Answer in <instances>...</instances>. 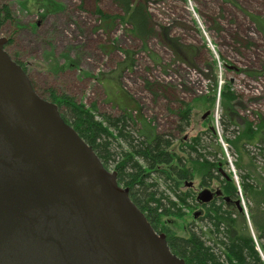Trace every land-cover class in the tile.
I'll list each match as a JSON object with an SVG mask.
<instances>
[{
  "label": "rangeland",
  "instance_id": "rangeland-1",
  "mask_svg": "<svg viewBox=\"0 0 264 264\" xmlns=\"http://www.w3.org/2000/svg\"><path fill=\"white\" fill-rule=\"evenodd\" d=\"M147 1L157 35L147 40L146 50L140 40L128 33V27L118 21L105 33L95 13V0H0V6L8 5L12 15V19L1 27L0 37L7 39L6 51L23 64L34 89L41 96L48 97L49 90L67 94L86 107L94 103L99 114L111 117L126 114L135 121L150 123L158 134L172 132L177 138L192 137L211 128L217 143L221 137L227 144L232 167L220 144L218 157L225 163V172L232 177L236 188L237 181L240 186L239 175L248 174L252 182L256 172L259 175L258 190L263 191L264 162L251 157L249 145L245 146L247 153L240 155L225 140L230 134L221 123L225 109L219 99L213 105L204 104L200 99L220 91L227 79L239 97L233 102L239 125L242 126L244 120L250 122L243 112L251 103H261L264 107V36L242 12L264 17V0H235L238 8L221 0ZM98 6L107 14H121L110 0H100ZM195 10L202 13L201 19ZM162 27L169 29L172 38H178L184 46L194 49L195 68L177 62L161 43L158 34ZM218 62L226 64L227 68L220 67ZM213 74H216V85ZM253 83H258L254 87L262 89L260 99L253 98L258 95L251 97L246 92ZM179 101L190 105L195 101V104L191 125L177 135L172 130L177 118L170 110H176ZM250 123L255 130L260 125ZM173 149L182 155L178 151V140ZM237 164L245 169L238 170ZM198 183L197 175L193 189L200 193ZM241 198L247 213L243 211V215L249 223L255 246L260 250L261 243L250 212V209L257 210V204L244 197L242 191L238 200L240 205ZM259 209L262 211V207ZM192 220V213H188L185 221H173L170 226L178 235H184L185 225Z\"/></svg>",
  "mask_w": 264,
  "mask_h": 264
},
{
  "label": "trees",
  "instance_id": "trees-1",
  "mask_svg": "<svg viewBox=\"0 0 264 264\" xmlns=\"http://www.w3.org/2000/svg\"><path fill=\"white\" fill-rule=\"evenodd\" d=\"M110 1L119 8L121 14L103 12L98 6L100 0H95V13L105 33L111 31L118 21L120 25L128 27V33L140 40L146 50L147 40L157 35L148 1ZM221 1L238 8L235 0ZM242 12L249 16L256 30L264 36V17ZM195 13L201 19L202 13L199 10H195ZM10 19L9 6H0V29ZM202 24L206 26L204 22ZM158 36L177 62L195 68L192 47L184 46L178 38H172L165 27H162ZM217 54L224 62V58ZM13 60L26 72L23 64ZM222 62L220 66L227 68ZM212 77L216 85V74ZM223 83L218 95L214 91L207 97H201L200 101L213 105L218 96L225 109L221 123L225 132L230 134L229 137L225 136V140L240 155L247 153L245 146L249 145L251 157L264 162V122L260 121L256 130L246 120L241 122L242 126L239 125L238 113L233 105L239 97L232 90L229 80ZM47 96L41 97L55 103L63 120L92 147L103 166L116 172L117 183L128 189L130 200L145 215L156 233L165 234L171 253L183 259L184 264H264V259L256 250L249 223L236 206L239 193L232 177L225 172V163L218 157L221 148L211 128L207 127L192 137L177 138L172 132L158 134L150 123L135 121L126 114L118 117L99 114L94 103L86 107L67 94L49 90ZM179 103L176 110H170L177 118L172 129L177 135L191 125L195 101L193 105L183 101ZM176 140L181 156L173 149ZM237 168L242 171L245 166L237 164ZM197 175L199 188L215 191V196L208 203H200L198 191L193 189ZM257 176L255 172L254 181L250 182V176L243 173L239 175V181L242 195L257 204V210L250 209V212L264 257V190H258ZM253 182L256 185L253 186ZM261 185H264L263 181ZM261 207L262 211H259ZM188 213H192L193 220L185 225V234L178 235L170 223L185 221ZM200 221L205 225L200 224Z\"/></svg>",
  "mask_w": 264,
  "mask_h": 264
},
{
  "label": "water",
  "instance_id": "water-1",
  "mask_svg": "<svg viewBox=\"0 0 264 264\" xmlns=\"http://www.w3.org/2000/svg\"><path fill=\"white\" fill-rule=\"evenodd\" d=\"M6 44L0 37V264H184Z\"/></svg>",
  "mask_w": 264,
  "mask_h": 264
},
{
  "label": "built area",
  "instance_id": "built-area-1",
  "mask_svg": "<svg viewBox=\"0 0 264 264\" xmlns=\"http://www.w3.org/2000/svg\"><path fill=\"white\" fill-rule=\"evenodd\" d=\"M206 35V34H205ZM208 43H209V45H210V48L213 50V52L214 53H216L215 52V50H214V48H213V46H212V44H211V42L208 40ZM217 60H218V58H217ZM219 61V60H218ZM219 63V66H220V62H218ZM221 67V66H220ZM255 85H258V83H253V86H251V87H248L249 88V90H247L246 92L252 97V96H256V95H258V97H253V98H255V99H260V97L262 96V94H260V92L262 91V89L260 88V86H256V87H254ZM254 87V88H253ZM252 90V91H251ZM218 93H219V89H218V91H217V95H218ZM262 102V101H261ZM263 103V102H262ZM258 109L259 110H262V111H258ZM243 113H245V116L244 117H247V118H249L250 119V122H254V124H259V123H255V122H260L261 121V119H264V107H262V105H261V103H251L250 104V106L248 107V109L247 110H245ZM219 144L222 146V148L224 149V153H225V155L227 156L226 157V160H227V162H228V164L232 167V161H231V157H230V155H228V148H227V144L222 140V138L221 137H219ZM231 171H232V173H233V178H234V180H236L237 181V177H236V173H235V171H234V169L233 168H231ZM235 181V182H236ZM236 185H237V188H238V193H239V197H241V189H240V186H239V183H238V181L236 182ZM241 206H243L242 208H243V211L245 212V209L246 208H244V203H243V201H242V198H241ZM243 212V213H244ZM245 214H247L246 212H245ZM256 250H257V252L260 254V256L262 257V254H261V252H260V250H259V248H258V246H256Z\"/></svg>",
  "mask_w": 264,
  "mask_h": 264
},
{
  "label": "flooded vegetation",
  "instance_id": "flooded-vegetation-1",
  "mask_svg": "<svg viewBox=\"0 0 264 264\" xmlns=\"http://www.w3.org/2000/svg\"><path fill=\"white\" fill-rule=\"evenodd\" d=\"M200 189H201L202 191H204V190H208V189H204V188H200ZM201 190H200V191H201ZM209 191H210V190H209ZM210 192H211V198H213V197L215 196V195H214V192H215V191H210Z\"/></svg>",
  "mask_w": 264,
  "mask_h": 264
}]
</instances>
